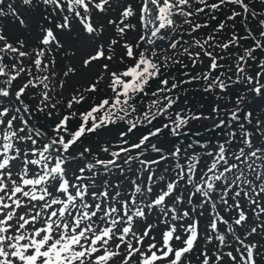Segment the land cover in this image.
<instances>
[{
    "label": "snow or ice",
    "instance_id": "1",
    "mask_svg": "<svg viewBox=\"0 0 264 264\" xmlns=\"http://www.w3.org/2000/svg\"><path fill=\"white\" fill-rule=\"evenodd\" d=\"M40 2L46 6V14L34 46L23 38L11 42L0 28V264H192L188 254L199 242V220L177 223L190 216L189 210L177 211L185 200L183 195H174L181 182L192 189L189 204L199 195V206L211 205L213 210L204 234L213 247L201 250L199 264H257L259 245L249 238L258 227L264 229V147L254 146L253 132L243 125L239 137L229 131L215 151L207 154L210 160L203 170L195 154L186 155V163L181 164L179 146L165 155L163 148L151 144L158 158L143 157L150 138L164 129L178 136L191 120L211 118L203 113L189 115L186 108L175 109L187 85L198 84L205 93L218 90L217 98L235 85L264 95V9L257 10L254 0H136L135 7L127 0ZM259 2L264 5V0ZM22 3L31 7L34 0ZM117 8V18L107 19L106 24L96 19ZM217 13H224V19L219 20ZM9 15L28 27L13 3L0 0V17ZM200 16L217 21L210 33L198 35L209 27L208 21L197 22ZM253 21L255 31L250 27ZM229 22L230 35L222 40L219 34ZM74 24L92 45L91 51L82 58L79 69L65 64L58 71V58L76 55L60 36L72 32ZM106 27L115 30L107 40ZM129 32L136 33L131 41L127 39ZM5 58L11 63H4ZM114 64L115 70L111 67ZM175 65H180L179 77L166 71ZM190 66H200L201 70L193 74ZM93 67L95 78L70 94L67 111L61 113V102L53 95L57 87L63 90L67 78L81 70L86 75ZM105 79V95L98 99L95 94ZM29 92L36 101V111L49 119L59 117L52 135L43 134L44 141L37 138L41 133L26 131L27 121L18 126L16 113L20 109L4 103L12 97L21 100ZM243 99L238 96L237 104ZM85 103L89 105L86 110H74ZM220 111L219 105L212 109L214 115ZM232 116L235 118V112ZM73 120L78 121L74 128ZM121 124L124 128L115 142L100 148L108 158L95 155L70 180L67 165L75 158L70 150L85 136ZM224 124L220 120L216 126ZM144 126L150 130L136 142L130 141L129 137ZM255 131L264 136V121H256ZM233 145H237L235 150ZM133 149L137 150L135 155L131 154ZM86 153L92 154V149L86 147L78 155L85 157ZM169 156L176 161L174 178L156 177L151 166L166 162ZM137 163V173L147 172V182L132 180L127 194L122 195L119 185H110L107 180L96 187L95 177L101 173L115 169L123 174ZM157 180L163 183L153 196ZM218 190L221 206L229 213L234 211L235 216L225 218L216 211ZM230 193L231 204L227 199ZM242 197L259 221L258 227L243 233L238 230L249 222L250 214L241 205ZM155 210L165 225L159 240L151 236V224L136 230V225ZM178 228L183 235L178 234Z\"/></svg>",
    "mask_w": 264,
    "mask_h": 264
},
{
    "label": "trees",
    "instance_id": "2",
    "mask_svg": "<svg viewBox=\"0 0 264 264\" xmlns=\"http://www.w3.org/2000/svg\"><path fill=\"white\" fill-rule=\"evenodd\" d=\"M22 1V0H21ZM35 10H40L41 8L45 9L46 6H44L40 0H34V4H33ZM254 6L256 7L257 10H261L264 9V5L260 4L259 0H254ZM224 13H217L218 19L219 20H223L224 19ZM40 16V15H38ZM41 17V16H40ZM208 21V17L205 16H200L197 18V22L199 23H204ZM209 23V27L206 29H202L200 33H198V35H205L207 33H210L212 31L213 28H215L217 21H208ZM231 23L229 22L228 24V28H226L224 31H222L219 34L220 39H227L228 36L230 35V31L229 29L231 28ZM250 27L253 28V30H256V26H255V22L253 21L252 24L250 25ZM14 29H12L11 31H13ZM237 30L243 34V27L237 23ZM10 31V32H11ZM61 39L64 43H68L69 42V35H65L64 33L60 34ZM9 37V36H8ZM14 37V36H13ZM187 39V37H185ZM258 55H261L260 53H257ZM58 58V62H59ZM5 63V62H4ZM185 63H187V60L185 59ZM190 71L193 72V74H195L196 72H199L201 70L200 66H197L195 69H192L191 66L189 68ZM168 71L169 75H175V76H180V65H175L173 66L170 70H166ZM156 86V82L153 83V88H155ZM247 90L246 87H244L243 85H235L234 87L230 88L228 90L227 93L221 94V98H217V91L214 92H208L205 93L202 90V87L198 84H192V85H187L186 89L180 92V96L181 99L180 101L177 103V105L175 106L176 110L182 109V108H186L189 109L190 112L188 113L189 115L191 114H199V113H203L204 116H211L210 119L212 118H219L220 120H223L226 116L229 117L232 115L233 112H239L241 109V106L236 108V107H231L228 106L227 104L230 103V101H226L225 97L227 96H231V101L234 103L237 101V97L238 96H243L245 97V91ZM264 97V95L262 96ZM13 99L15 100V98L13 97ZM219 99H222L224 101H226V103H221ZM244 100V104L245 102L249 101L248 99H243ZM13 103V102H12ZM11 103V104H12ZM224 104V106H223ZM216 105H219L221 108V111L218 114H213L212 113V109L213 107H215ZM13 106V104H12ZM243 106V105H242ZM16 107L13 106V109H15ZM230 110V111H229ZM229 111V112H228ZM248 109H246L245 112V119L248 121ZM19 115V113H17ZM231 114V115H230ZM20 116V115H19ZM226 117V118H227ZM206 120V119H205ZM219 120V121H220ZM201 120H191L190 123L186 126H184L181 130H180V135H182V133H187V132H195V133H199L198 130L201 127ZM21 125V121L19 122V125ZM35 126L36 128H38L39 130H41V132L43 133V127L41 126V123L36 121L35 122ZM155 126H160V122H156ZM26 127V131H28L29 133L35 135L34 133H32V131L27 127ZM71 127H75V126H71ZM237 126H233L231 127L229 124L227 125V128L225 131H227V133L229 131H235L237 132L236 129ZM173 134H171L169 129H164L161 133H159L157 136L155 137H151L150 138V143L152 140H159L161 137L165 136V137H169ZM39 140H41V136L37 137ZM257 139V138H256ZM93 135L89 134L87 136H85L84 138H82L81 142L83 144V146L89 147L92 150H95L94 148V143L93 141ZM96 140V139H95ZM94 140V141H95ZM76 145L73 149L76 150V147L79 148V145ZM221 143L219 142V139L217 140V144ZM155 144V143H152ZM191 144L192 146L195 144L193 143V141H190L189 139L183 138L181 140V143L179 144H175L172 143V145H166L164 143H157L156 145L160 148H163L165 150V155L168 154V152H170L171 150H173L175 147L179 146L181 148L182 151V155L180 157L179 162L181 164H185V156L186 155H192L195 154L198 157H200V164H199V168L201 170L204 169L206 163L210 160V157L207 155L209 153L208 147H207V143H203V145H199V149H193V151L189 150L188 145ZM216 144V146H217ZM203 146H205V149L201 150L200 148H203ZM255 147H262L263 145L260 144H255ZM185 149H187V152H185ZM216 148H214L212 150L215 151ZM141 150H144L141 149ZM83 152V150H82ZM131 154L135 155L136 152H132ZM88 155H90L88 157ZM97 155V152L92 151V154H85V157H80L77 159H71L67 165V171H68V178L70 180H74V174L78 173V169L80 167H83V165L94 159V156ZM101 157V156H100ZM106 158L107 155H106ZM145 159H157V153L153 152L151 150V147L147 148L146 151H144V157ZM176 163V161L169 156L168 160L166 162H161L159 165H152V171L155 173L156 177H160V176H164L165 180H169L171 178H174L175 176V172L173 171L174 169V164ZM139 167L138 163L137 164H133L132 165V170L131 171H125L123 174L121 172H119L118 170H111L110 173L108 174H104L101 173L100 175L95 177V181H96V187L100 188L103 185V182L105 180H107L109 182L110 185H119V191H121L122 195L127 194L129 189H130V185H131V181L132 180H139L142 183L147 182V172H144L143 174H138L136 169ZM200 172H197V178L199 177ZM91 181V176L89 174V181ZM163 182L157 180V182L153 185L154 188V192H153V196L155 195V192L159 190V187L161 186ZM111 190V189H110ZM190 191H192L191 187L186 185L185 183L181 182V184L179 185V188L177 190V192L174 195H183L185 200L184 203L181 205L177 206V211L182 214V212L184 210H189L190 211V216L186 217L183 221H177L178 224H187L188 222H190L192 219H197L199 220V230L201 232V230H203V228L205 227L204 223H209V220L211 218L212 215V208L211 205H205L204 207H202L201 209L199 207H197L196 204L200 205V201L202 200V197H200L199 195L195 196L192 198V203L189 204L187 202V198L189 196ZM219 195L220 192L219 190L217 191L216 195H215V199L217 202V208L216 211L221 212L222 215L225 216V218H228V216L231 214L232 216H235V212H231L229 213L228 211H225L224 208L221 206L220 201H219ZM227 199L229 200V204L232 203V194L230 193L229 196L227 197ZM169 203H171V201H169ZM241 205L242 207L250 214V220L249 222L244 226L243 229H239L238 231L243 233L245 231H247L248 229H250L253 226H257L259 225V221H257L256 217L254 215H251V205L247 202L246 198H241ZM192 209H195V211H192ZM262 220H264V216L261 217ZM185 222V223H184ZM149 224L153 225V229L151 231V236L156 235L157 233H161V231L165 228L164 223L162 222V217L159 213V210H155L153 212H150L147 216V218L143 221H140L137 225H136V230L137 231H142L144 228H146ZM259 227H258V231H259ZM264 231V229H262ZM257 231V232H258ZM182 233V231L178 228V234ZM259 233H256L254 235H252L249 239L251 241H253V238H255L256 236H258ZM206 240H200L199 243H197V248L194 249V251L196 253L199 252V248L204 249V247L199 246V244H203ZM261 241H263L261 239ZM210 248L213 247V245H208ZM227 249H225L226 251ZM264 250L261 246L260 248L257 249V251H262ZM194 253V252H193ZM192 253V255H193ZM227 262V261H226Z\"/></svg>",
    "mask_w": 264,
    "mask_h": 264
},
{
    "label": "rangeland",
    "instance_id": "3",
    "mask_svg": "<svg viewBox=\"0 0 264 264\" xmlns=\"http://www.w3.org/2000/svg\"><path fill=\"white\" fill-rule=\"evenodd\" d=\"M6 3H13L14 6L17 8L18 12L20 13L21 17L25 19L28 27L24 28L19 24V21L16 20L14 17H12L11 15H9L8 17L4 18V17H0V28H3L4 33L9 36V40L11 42H14L17 38H23L25 39L29 46L32 47L35 45V37L38 35V27L41 23H44L43 21V16L45 13V9L41 8L40 10H35L33 9L34 6H25L23 5L21 0H5ZM125 0H120V3H124ZM127 2H130L133 4V6H136V0H127ZM113 7H117V5L114 3ZM118 12L119 9L117 8L116 12H113L111 10H109V12L106 15H101V16H97L96 19L100 22V23H105L107 19L109 18H117L118 16ZM40 15V16H38ZM134 22V21H133ZM12 29H14L13 31H11ZM11 31V32H10ZM114 28L112 27H106L105 30V37L104 39L107 40L109 37L114 35ZM65 35H69V42L65 43V46L67 48H69L70 51H75L76 55L70 56L68 59H59V62L57 64V70H61L63 68V66L65 64H71L75 67H77L78 69L80 68L81 65V60L83 57H85L92 48V45L88 42L87 38L85 36H83L82 34H80V29L77 25H73V30L72 32L68 33L65 32ZM14 36V37H13ZM136 36V33L134 32H129L127 39H129L130 41ZM120 49L119 47H117V52H119ZM5 63H11L7 58H5ZM100 63H104V61H101ZM207 63V62H206ZM113 70H115V68L117 67V65H112L111 66ZM97 72H96V67H93L90 71H87V74L85 75V71L81 70L80 74L77 76H70L69 78H67L66 81V86L63 90H61L59 87H57L56 92L53 93L54 97L56 100L60 101V111L61 113H64L67 111L65 104L66 101L68 99V97L70 96V94L74 93V90L77 88H83L86 87V80H91L94 79L96 76ZM105 83H106V79L105 81L101 82L100 84V89L101 91H99L98 93H96V97L102 98L105 95ZM19 84V81L14 83L13 86V90H15L16 85ZM263 95H260V97L256 98L255 97V93L249 92L248 90L245 91V99L252 100V102L246 107V109H248L249 112L253 113L252 117L248 116V121L244 118V120H246V122L243 123V128L251 131L254 133L252 139L253 142L255 144H262L264 147V136H260L259 134L256 133L255 131V125H256V121L259 119L261 121H264V97H262ZM11 99V98H10ZM13 99V97H12ZM89 99H91V96L89 97ZM221 103H226V101H230V103H228V106L231 107H242V105H244V100L243 102L237 104V102H232L231 101V96H227L225 97V100L219 99ZM5 104L8 103H12L11 100L6 99L4 101ZM18 103L21 105L20 107L25 110V108L27 107V110H25V115H27L29 117V119H31L33 122V124H35L36 121L41 123V126L43 127V134H47L48 136L52 135V128L54 127V123L55 121L59 118V117H53L52 119L47 118L44 113L38 112L35 109V105H36V101H34L31 98V92L25 94L21 100L18 101ZM12 106V104H11ZM88 103H85L83 105H77L74 106V110H78V111H84L88 108ZM224 106V104H223ZM13 107V106H12ZM230 111V110H229ZM228 111V112H229ZM248 112V113H249ZM17 114V113H16ZM18 115V114H17ZM19 116V115H18ZM19 120L16 122L17 125H19L20 121H23L22 117L19 116ZM219 118H212V119H202L201 122V127L199 128L198 132L199 134L204 133L205 131H208L214 127L217 128L216 125L219 124ZM251 121V122H250ZM78 121L73 120L71 122V126H77ZM233 126H237V125H233ZM74 128V127H73ZM124 126L121 124L119 126H110L107 129L101 130L98 132V134H92L94 140V148L95 151L97 152L98 155L101 156V158H105L106 159V154L101 153L100 152V148L102 146H105L106 144H112L115 142V140L118 137V133L119 131L123 130ZM150 130V128L148 126H144V127H140L137 131H135L130 137V141L132 142H136L138 140V138L144 134H146L148 131ZM237 131V136L239 137L240 133H241V126H237L236 129ZM218 139L219 142H223V140L226 138L227 136V131H224L223 134L218 135ZM208 138V137H206ZM257 138V139H256ZM183 139V138H182ZM41 141H44V135L41 138ZM181 142V140H180ZM150 143V142H149ZM81 145H79V148L76 147V150L74 152H72L73 156L76 159V155H78L79 152H82V150L84 151L85 146H83L82 143H80ZM152 144V142H151ZM151 144L147 145V148H149V146ZM217 144V143H216ZM216 144H214L213 146H211L207 151L212 152V150L214 148H216ZM195 145V144H194ZM193 145V146H194ZM192 146V147H193ZM237 145H233V150H235ZM191 147V148H192ZM190 149V148H189ZM77 151V152H76ZM90 155H88L89 157ZM90 158V157H89ZM257 163H260V161H257ZM197 207H199L198 204H196ZM201 209V207H199ZM185 223V222H184ZM205 227L203 228V230H201L200 232V240H205L204 239V234L205 231L207 230V225L208 223H204ZM259 233L258 236H256L255 238H253V242H256L260 246L264 249V231L262 229H259V231L257 232ZM181 235H183V233H179ZM153 237H156L157 240H159L160 238V233H157L156 235H153ZM261 239L263 241H261ZM176 244V246H180L179 242H174ZM199 243V242H198ZM208 242L205 241L204 245L203 244H199V246H202L205 248H209L208 246ZM197 248V246L195 247ZM201 250H203L202 248H199V252L196 253L193 250V255L192 253L188 254V258L191 259L192 264H199L200 261V252ZM230 249H227L226 251H228ZM259 252V251H258ZM260 255L257 256V264H264V250L259 252ZM225 264H227V262H225Z\"/></svg>",
    "mask_w": 264,
    "mask_h": 264
},
{
    "label": "water",
    "instance_id": "4",
    "mask_svg": "<svg viewBox=\"0 0 264 264\" xmlns=\"http://www.w3.org/2000/svg\"><path fill=\"white\" fill-rule=\"evenodd\" d=\"M252 100L247 101L242 106V108L240 109V111L238 113H235L236 114L235 118H233V116H231V117L225 119L224 120L225 121V124L224 125H221L220 127H217V128L215 127V128H212V129H210L208 131H205V133H203L202 135H198L196 133H183L182 135H179V136L174 135V136H171L169 138L163 137L160 142H163L165 144L178 143L182 138L186 137L187 139H190L191 141L193 140L197 144H203V142H205V141L206 142H209L210 143L209 146H211L214 143L213 141L216 138V135L221 134L223 132V129H224L226 123L230 122L231 125L237 124V126L238 125H243V123L245 122V120H244L245 107H247L252 102ZM19 109H20V113L23 114V116H25L24 115V112L25 111L23 109H21V108H19ZM25 120L27 121V125L30 127L31 130H33L35 133L36 132H39L40 133L39 130H36L35 129V127H34V125L32 123L33 121L30 120L29 117L26 116L25 117ZM204 135H206V137H209V138L208 139L204 138ZM143 147L144 146H142V148ZM132 151H135L136 152L137 150L133 149Z\"/></svg>",
    "mask_w": 264,
    "mask_h": 264
},
{
    "label": "bare ground",
    "instance_id": "5",
    "mask_svg": "<svg viewBox=\"0 0 264 264\" xmlns=\"http://www.w3.org/2000/svg\"><path fill=\"white\" fill-rule=\"evenodd\" d=\"M231 115V114H230ZM227 117V116H226ZM186 132V131H185Z\"/></svg>",
    "mask_w": 264,
    "mask_h": 264
}]
</instances>
